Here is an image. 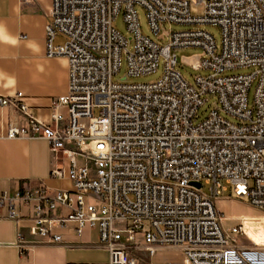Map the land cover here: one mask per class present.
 <instances>
[{
    "label": "built area",
    "instance_id": "obj_1",
    "mask_svg": "<svg viewBox=\"0 0 264 264\" xmlns=\"http://www.w3.org/2000/svg\"><path fill=\"white\" fill-rule=\"evenodd\" d=\"M137 8L156 41L141 33ZM119 16L128 37L113 26ZM206 25L220 29L219 46L199 28ZM56 36L65 43L54 46ZM45 38L47 57L68 66L67 94L51 104L50 123L20 95L0 106L27 121L10 125L8 137L42 133L56 161L50 176L70 186L0 190V221L18 222L28 208V236L46 245L62 244L56 231L70 224L77 236L96 230L108 264H159V249L180 250L182 264H264V241L247 235L264 220V0H52ZM189 48L201 51L192 68L207 72L192 84L176 54ZM160 67L156 82L128 81ZM227 187L263 216L226 226L214 199Z\"/></svg>",
    "mask_w": 264,
    "mask_h": 264
},
{
    "label": "crops",
    "instance_id": "obj_2",
    "mask_svg": "<svg viewBox=\"0 0 264 264\" xmlns=\"http://www.w3.org/2000/svg\"><path fill=\"white\" fill-rule=\"evenodd\" d=\"M52 0H0V98L21 96L29 112L40 122L50 123V106L65 97L68 66L62 57H47L45 26ZM53 42L54 46L58 38ZM60 124L66 123V108L60 107ZM10 125L25 127L26 119L12 106H0V190L14 191L43 184L50 189L69 187L66 180L50 176L56 165L42 133L9 138ZM22 219L0 221V264H108L106 249L97 236L85 229L75 234V225L57 230L63 243L42 244L28 236L31 222L28 208H20ZM97 232V231H95ZM17 234L24 235L22 247Z\"/></svg>",
    "mask_w": 264,
    "mask_h": 264
},
{
    "label": "rangeland",
    "instance_id": "obj_3",
    "mask_svg": "<svg viewBox=\"0 0 264 264\" xmlns=\"http://www.w3.org/2000/svg\"><path fill=\"white\" fill-rule=\"evenodd\" d=\"M192 12L194 14H200L202 10L198 8V9L192 10ZM137 13H138L141 33L144 36L148 37L149 39L156 41L155 36L151 33L149 29L144 10L141 8H137ZM113 26L120 33L128 37L127 31L125 29V25L123 23L121 16L117 17V19L113 22ZM187 28L188 27H183V26H178V25H172L170 27L166 26L167 30H172V31H181ZM199 28L211 34L214 37L217 46L220 45L221 34H220L219 28L209 26V25L201 26ZM64 43H65V39L63 37L58 38L56 41V44L58 45H63ZM159 43H163V42H159ZM200 53L201 51L195 48L178 50L176 52L177 58L179 61L178 70L180 74L182 75V77L185 79V81H187L190 84L193 83L194 78L196 76H199V75L206 76L207 72L203 70H195L189 65H187L186 63H184L183 60L191 59L195 56L200 55ZM125 71H126L125 65L123 64L120 73L114 77V81L121 79ZM249 72L250 70H236L231 73L232 74H239V73L245 74ZM161 75H162V69L160 67L155 73L151 75L142 76L139 78H129L128 81L132 83H153V82L158 81L161 78ZM253 92H254V86L251 87L249 91V98H248L249 104L252 101ZM207 112H208V109L206 107H203L199 111L200 119H203L204 117H206ZM202 192L207 194L208 187L205 186V188L202 189ZM214 205H215V208L219 211V213H221L226 218V222H225L226 226H231L232 224L236 223L238 220H241L244 217L259 218L263 216L262 212L259 209L250 206L246 202L245 199H242V200L235 199L228 187L222 192V194L219 197L214 199ZM91 231H92L91 238L93 239L97 236V232H95L96 230H91ZM247 235L248 237H250L253 241L257 243L260 242V240L264 241V221L263 219L258 221L253 227L249 225ZM154 261L159 264L161 263L182 264L181 251L178 249H159L156 252Z\"/></svg>",
    "mask_w": 264,
    "mask_h": 264
},
{
    "label": "water",
    "instance_id": "obj_4",
    "mask_svg": "<svg viewBox=\"0 0 264 264\" xmlns=\"http://www.w3.org/2000/svg\"><path fill=\"white\" fill-rule=\"evenodd\" d=\"M200 57L201 55H198V56H195L191 59H186V60H183L184 63H186L187 65L193 67V68H196V69H199V60H200ZM192 186L196 187L197 189L200 188V184L199 183H191Z\"/></svg>",
    "mask_w": 264,
    "mask_h": 264
},
{
    "label": "bare ground",
    "instance_id": "obj_5",
    "mask_svg": "<svg viewBox=\"0 0 264 264\" xmlns=\"http://www.w3.org/2000/svg\"><path fill=\"white\" fill-rule=\"evenodd\" d=\"M264 221V220H263Z\"/></svg>",
    "mask_w": 264,
    "mask_h": 264
}]
</instances>
